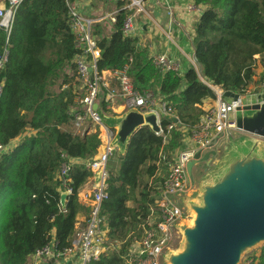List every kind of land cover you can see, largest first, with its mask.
<instances>
[{
    "label": "trees",
    "instance_id": "16d2710c",
    "mask_svg": "<svg viewBox=\"0 0 264 264\" xmlns=\"http://www.w3.org/2000/svg\"><path fill=\"white\" fill-rule=\"evenodd\" d=\"M193 2L204 8L192 42L199 74L190 69L180 76L154 67L147 53L137 49V40L121 33L129 13L121 8L125 3H119L110 34L100 24L90 27L100 49L97 71L120 69L131 58L134 87L160 97L173 109L178 123L165 143L150 129H138L125 153L117 155V164L107 170L101 216L106 220L107 237L117 248L89 264H127L128 248L139 240L160 193L163 179L157 174L164 164L162 158L169 161L183 148L186 134L204 115L202 102L216 100L212 87L245 96L255 75L254 57L264 56V0ZM66 13L64 0H24L8 38V62L0 75L4 80L0 145L17 142L0 156V264H30L31 256L52 238L56 250L69 248L77 217L88 218L89 210L79 203L78 191L93 175L86 165L100 141L97 132L80 136L73 130L69 110L75 107L80 82ZM5 42L0 30V54ZM257 84H264V78ZM101 90L107 92L104 87ZM105 106L102 103L100 109L109 113ZM171 122L161 119L163 132ZM65 158L83 164L71 167L66 177L70 194L62 206L60 195L66 189L58 173ZM254 264H264V247Z\"/></svg>",
    "mask_w": 264,
    "mask_h": 264
},
{
    "label": "built area",
    "instance_id": "2783aa9c",
    "mask_svg": "<svg viewBox=\"0 0 264 264\" xmlns=\"http://www.w3.org/2000/svg\"><path fill=\"white\" fill-rule=\"evenodd\" d=\"M24 0H5L0 5V30L6 35V42L0 54V75L5 70L9 56L8 38L14 24V17L20 4ZM67 13V23L74 37L75 50L77 54L73 59L76 75L80 82L79 93L77 94L70 115L74 118L73 130L76 134L83 136L88 133L98 134L100 145L97 151L101 152L100 158L94 157L86 165L88 171L96 177L90 192L83 195L89 210L88 218L83 226L74 229L69 248L62 251L56 250V243L51 241L36 251L32 256L30 264H89L98 261L101 257L109 255L117 247L107 237L106 220L101 216V204L107 198L106 178L107 163L114 152L111 147L113 132L101 122L97 111L93 109L98 103L99 92L102 87L106 88L102 77L103 72H98L96 63L100 58V49L97 39L91 34V21L80 15L77 6L72 0H64ZM198 6L189 3L185 7L187 13L193 12ZM129 13L123 21L121 33L125 38H133L135 17L142 12V0H129L128 4L122 7ZM154 67L162 73H175L180 75V65L164 54H158L150 58ZM132 59L120 69L110 70L109 74L117 83V90L107 89L104 96L106 107L112 106L120 101L124 112L136 109L145 114L154 110L155 97L149 92L141 93L135 87L133 79L129 74ZM4 89V80L0 79V98ZM213 90V89H212ZM222 91V90H221ZM220 91V95L222 92ZM218 96L215 106L204 112L199 124L190 130L184 138L183 148L177 150L173 158L164 161L166 175L161 183L160 193L155 200L154 223H149V216L142 226V233L139 240L130 245L126 254L127 264H162L165 251L175 233V226L181 219V208L176 203V198L184 192L188 183L187 165L192 161L196 153H205L214 148L222 139L231 136L235 130L233 122L229 121L230 112H235L242 107L241 101L244 96H238L237 101L226 104ZM98 109V107H97ZM160 134L163 142H166L168 132L173 128L174 123L168 124L165 132L161 129V119L171 120L175 118L173 109L161 100L156 111ZM92 127L95 128L93 132ZM10 145H0V156L10 149ZM63 157V156H62ZM65 158L60 166L58 179L66 193L70 190L66 187V177L73 166ZM152 217V215H150ZM31 256V257H32ZM30 260V259H29Z\"/></svg>",
    "mask_w": 264,
    "mask_h": 264
},
{
    "label": "water",
    "instance_id": "95a60500",
    "mask_svg": "<svg viewBox=\"0 0 264 264\" xmlns=\"http://www.w3.org/2000/svg\"><path fill=\"white\" fill-rule=\"evenodd\" d=\"M219 98L230 104L238 96L222 92ZM241 104L229 113L228 119L236 131L250 139L232 146L215 183L203 187L200 205L190 206L195 215L192 227H179L182 251L164 254V264H239L246 251L264 243V88L246 95ZM93 109L101 122L114 131L111 147L121 156L138 129L145 127L160 134L156 108L145 114L131 109L121 116L102 113L97 105ZM171 121L178 123L177 118ZM235 151L237 155H232ZM100 155L97 151L94 159ZM200 156L196 153L187 165L188 176L199 161L208 162V155ZM66 196V192L60 195L62 206Z\"/></svg>",
    "mask_w": 264,
    "mask_h": 264
},
{
    "label": "crops",
    "instance_id": "0c3cea01",
    "mask_svg": "<svg viewBox=\"0 0 264 264\" xmlns=\"http://www.w3.org/2000/svg\"><path fill=\"white\" fill-rule=\"evenodd\" d=\"M72 1H74L75 5L77 6L80 15H82L85 19L90 20L91 25H102V27L107 29L108 34H110L112 30L115 17L119 9V3L126 2L128 4L129 2V0ZM189 3H193V0H142V12L135 17L134 21L133 38L137 40V49L145 51L148 58H151L158 54L166 55L168 58L172 59L180 65V76H183L190 69H194L196 72H198V68L194 62L192 42L194 38L195 26L199 18L201 17L204 8L198 6L193 12L187 13L184 9ZM257 57L259 59L255 63V75L253 77L252 83L253 85H256V88L249 92V86L246 95L256 93L257 91L264 88V84H257L260 78H264V56ZM257 66L261 70L259 71V76L255 79V77L257 76ZM102 77L106 81L104 82L106 88L117 90V83L112 79L109 71H104ZM212 89L216 95L217 100L218 96L220 95L221 89L219 87H212ZM105 93L103 94L102 90H100L98 96L97 107L101 112L102 110L100 109V106L104 102ZM216 100H204L200 106V109L203 112L212 109L215 106ZM160 102L161 98L155 97L154 108H156L157 110ZM106 109L109 110V113L114 116H121L124 113L122 107L120 106V101L115 102L112 106L108 105ZM94 130L95 128L92 127V130L90 131L93 132ZM109 130L110 132H113L114 135V131L111 129ZM234 132L232 134H234ZM237 132L238 131H236L235 133ZM239 134H241L240 136H242L243 138L248 137L240 132ZM230 137L231 136L227 137L226 139H222L210 151L201 153L200 157L208 155V157L210 158L209 161H211L212 158L219 153L221 145L228 141ZM16 142L17 141H14L10 146H14ZM116 151L117 150L114 148V152ZM212 153L213 155H211ZM117 154L119 153L117 152ZM70 162L72 163V165L83 164V162L80 160H71ZM161 168L165 169V165H161ZM95 180V176L90 177L78 191V201L87 209L88 207L83 198V195L87 192H90L91 186H93ZM86 220L87 216H84L83 214L79 215L76 219L75 228L83 226ZM29 261H32L31 258Z\"/></svg>",
    "mask_w": 264,
    "mask_h": 264
},
{
    "label": "rangeland",
    "instance_id": "374dc122",
    "mask_svg": "<svg viewBox=\"0 0 264 264\" xmlns=\"http://www.w3.org/2000/svg\"><path fill=\"white\" fill-rule=\"evenodd\" d=\"M0 1V5H1ZM127 3L125 2V5ZM106 30V29H105ZM107 32V30H106ZM256 61H258V57H254ZM257 76L255 79L259 76V71L261 70L257 66ZM66 73L70 75V71L66 70ZM254 88H256V85L251 84L249 87V92H251ZM53 91H57V86L52 89ZM245 97V96H244ZM236 132V131H235ZM231 135V137L226 141L224 144L221 145V149L219 150V153L215 155V157L212 158L211 161H199L196 166H194L191 170V174L188 177V183L186 186V189L183 193L180 194L178 198H176L177 205L181 208V219L178 221L177 226L178 228H175V233L172 236V240L168 245V249L165 251V255H175L182 251L183 249V237L182 233L180 231V228L183 226L192 227L193 220H194V213L190 209L191 205H200L201 203V193L204 186H210L215 183V178L218 177L221 170L223 169L224 165L223 163L226 161V156H228L229 151H231L233 145L240 144L245 138L250 139L249 137L243 138L240 136L239 132ZM250 142V141H249ZM239 147V146H238ZM232 153V152H231ZM117 151L113 152L112 156L109 158L107 163V168L114 167L117 162ZM232 155H237L236 151L232 153ZM166 174V167L160 168L157 174V178L163 179ZM157 199V197H156ZM128 205L130 207L133 206L132 202H129ZM152 215V217H150ZM155 216V208L154 205L150 208L149 212V223H154V217ZM180 227V228H179ZM264 247V243L246 251L240 258L239 264H254L256 262V259L260 255V250ZM164 264V262H162ZM167 264V263H166Z\"/></svg>",
    "mask_w": 264,
    "mask_h": 264
}]
</instances>
